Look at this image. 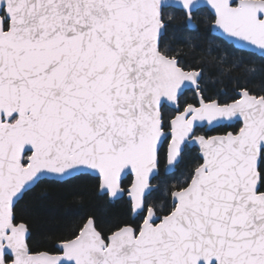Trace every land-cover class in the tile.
I'll return each mask as SVG.
<instances>
[{
  "label": "snow or ice",
  "instance_id": "snow-or-ice-1",
  "mask_svg": "<svg viewBox=\"0 0 264 264\" xmlns=\"http://www.w3.org/2000/svg\"><path fill=\"white\" fill-rule=\"evenodd\" d=\"M0 264H264V0H0Z\"/></svg>",
  "mask_w": 264,
  "mask_h": 264
},
{
  "label": "trees",
  "instance_id": "trees-1",
  "mask_svg": "<svg viewBox=\"0 0 264 264\" xmlns=\"http://www.w3.org/2000/svg\"><path fill=\"white\" fill-rule=\"evenodd\" d=\"M31 206L38 233L51 228L62 230L65 225L87 213H96L107 222L111 219V213L119 211L118 206L106 210L87 183L74 188L50 189L45 199L31 200Z\"/></svg>",
  "mask_w": 264,
  "mask_h": 264
}]
</instances>
